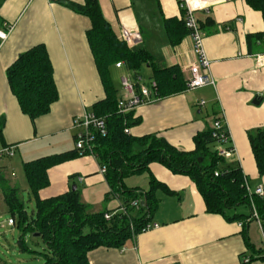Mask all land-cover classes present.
Wrapping results in <instances>:
<instances>
[{"label": "crops", "instance_id": "crops-1", "mask_svg": "<svg viewBox=\"0 0 264 264\" xmlns=\"http://www.w3.org/2000/svg\"><path fill=\"white\" fill-rule=\"evenodd\" d=\"M65 1L84 2L3 0L0 7V30L14 25L8 37L0 39V118H5L0 150L15 146L16 151L12 157H0L1 189L18 187L14 180V169H17L14 163L23 166L26 161L74 149L78 131L74 127L75 117L86 109L93 111V105L106 97L104 82L87 37L90 18L67 6ZM99 2L118 36L124 24L140 29L142 42L132 49L145 48L161 66L176 65L185 81L189 78V66L198 60L190 32L174 45L165 26L167 18L183 20L178 0ZM245 2L246 8L240 0H232L216 4L209 11H199L205 16L199 20L205 21L208 17L214 20L213 24L203 27L204 47L212 61L214 84L165 97L154 94L151 103L132 112L133 120L138 123L129 127L128 134L135 137L155 134L181 150L190 151L195 148L194 136L212 129L217 117H224L236 149L230 159L224 160L225 164L241 167L252 187V179L257 181L256 187H264V174L259 172L247 136L250 125L259 127L256 132L264 128V67H258L252 56L264 52V38L260 37L264 31V19L257 10L261 23L251 18L246 20L243 14L251 16L253 8ZM206 29L213 33L205 34ZM39 43L46 45L54 65L59 99L49 113L33 122L21 110L11 90L7 69L20 53ZM112 66L111 78L120 97L121 78L125 72L116 81ZM122 68L125 69L126 65ZM202 101L205 104H201ZM16 157L18 161H14ZM70 175H78L75 179L80 187L81 200L90 212L120 206L118 198H115L117 205L111 201L114 206H104L110 187L92 155L50 168V185L39 191V197L45 199L69 191L72 187ZM152 176L164 185L155 191L159 205L151 218L159 226L130 238L123 247L101 246L90 251L89 264H264V250L257 246L253 236V221L248 219L240 225L244 220L208 213L202 194L188 175L174 173L163 164L153 162L147 171L127 176L124 184L148 190ZM6 212H10L9 207L5 196L0 195V218ZM236 213L228 211L232 216ZM254 222L263 233L259 222ZM248 257H251L250 261H247Z\"/></svg>", "mask_w": 264, "mask_h": 264}, {"label": "trees", "instance_id": "trees-1", "mask_svg": "<svg viewBox=\"0 0 264 264\" xmlns=\"http://www.w3.org/2000/svg\"><path fill=\"white\" fill-rule=\"evenodd\" d=\"M253 9L259 10L264 19V0H246ZM3 0H0V7ZM65 4L80 14L90 18L91 27L87 37L94 54L97 67L106 89V97L93 105V111L105 118L107 132L97 134L93 152L101 166L106 167L105 178L110 187L107 196L117 195L121 201L118 208L92 213L81 200L78 175H70L72 186L78 188L42 199L39 191L50 185L49 169L55 165L81 156L76 147L72 150L46 155L23 163L28 182L30 200L35 201L32 214L26 210V202L20 197L19 187H4V196L13 218L18 216V227L22 233L18 245L29 250L27 233H40L46 252V261L36 264H89L90 251L101 246L120 248L133 237L134 232L151 220L157 210L159 200L155 191L164 185L154 176L148 190L130 188L124 184L127 176L141 174L149 165L158 162L177 174L188 175L202 194L208 213L226 215L231 220H244L253 215L256 208L264 233V196L249 195L245 187V175L239 166L224 162L215 148L217 140L213 129L198 132L194 136L195 148L185 151L171 144L164 137L147 134L135 137L125 129L138 123L132 112L121 113L118 108L119 96L115 88L110 68L123 62L133 72V80L140 83V71L144 65L152 69L150 80L157 81V96L165 97L186 90V81L178 66H161L157 59L145 48L132 49L116 34L106 19L99 0H84L82 4L65 1ZM201 28L213 24L208 17L199 20ZM2 24L0 17V25ZM168 37L172 44H179L188 29L177 17L165 19ZM264 38V31L260 33ZM7 77L12 92L17 97L21 110L34 122L38 117L50 112L59 99V91L54 76V65L45 44L39 43L20 53L8 67ZM5 118H0V137H3ZM250 143L256 163L264 174V128L250 134ZM217 172V174H216ZM137 210L131 206L133 200H143ZM123 205L127 213L121 210ZM246 205L250 214H228V211ZM115 214L107 219L106 213ZM15 220V219H14ZM248 245L250 242L248 240ZM264 250V249H263ZM32 251V250H31ZM260 257V256H259ZM264 257V254H263ZM251 258V257H250Z\"/></svg>", "mask_w": 264, "mask_h": 264}, {"label": "built area", "instance_id": "built-area-1", "mask_svg": "<svg viewBox=\"0 0 264 264\" xmlns=\"http://www.w3.org/2000/svg\"><path fill=\"white\" fill-rule=\"evenodd\" d=\"M232 1V0H178L180 8L183 10V21L193 41L194 52L198 56V60L190 64L189 72L190 76L186 80V89L195 90L206 85L214 84V79L211 74L212 61L207 56L204 47V32L201 28L200 22L196 17V13L199 11H209L210 8L216 4ZM6 27V26H5ZM14 25L11 24L5 29L0 30V39L5 40L9 33L12 31ZM120 37L124 39L130 48L138 46L142 42V34L137 26L122 25ZM256 65L258 67H264V52L256 53L254 55ZM122 94L119 98L118 108L121 113H128L134 111L138 107L151 103L154 98L153 95H157L156 87L157 81L153 80L150 84L141 83L136 84L131 76H123L121 78ZM201 104H205L204 101ZM74 127L78 129L75 134V147L81 152H89V155L95 157L93 152L94 141L97 134L105 135L107 132L106 122L104 117L98 116L92 110H84L77 115L74 119ZM213 137L217 140L216 150L218 155L224 159H230L235 152V145L233 143L230 131L226 124L224 117H217L213 123ZM125 131L129 133V128ZM15 146H6L0 150V157L15 155ZM100 172H106V167L100 165ZM217 174V172H216ZM245 187L249 195L258 194L264 196V187L259 185L253 188L245 177ZM115 198L119 197L117 195ZM142 201V200H141ZM140 200H133L131 206H134L137 210L141 206ZM121 210L127 213L126 208L121 205ZM253 215L249 219H255L262 227L261 220L255 207H253ZM114 213H106V218H111ZM11 225L15 224L14 218L9 219ZM245 222H240V225ZM159 224L149 220L140 229L141 232L157 228ZM131 229L133 230V237H136L139 233L134 232V224L131 223ZM251 258L248 257L247 261Z\"/></svg>", "mask_w": 264, "mask_h": 264}, {"label": "rangeland", "instance_id": "rangeland-1", "mask_svg": "<svg viewBox=\"0 0 264 264\" xmlns=\"http://www.w3.org/2000/svg\"><path fill=\"white\" fill-rule=\"evenodd\" d=\"M243 2L242 4L246 8V2L245 0H240ZM249 7V6H247ZM214 16V14H212ZM244 18L247 19H253L257 23H261V15L259 11L253 10L252 9V14L251 16L249 14L244 13L243 14ZM196 17L198 18H205L204 13L202 12H197ZM208 33H213L212 30L206 29L205 34ZM124 65L123 62L116 63L112 66V71H113V76L116 79V81H119V77L123 71L125 72V76H132L133 72L128 70L126 67L125 69L122 68ZM151 71L147 67V65H144L140 71L141 79L140 82L145 83V84H150L151 80ZM118 83V84H117ZM116 84L119 86V82ZM250 117V115H249ZM251 124V122H250ZM263 127V126H262ZM250 129L247 131V136L249 139V134H254L256 133V130L259 127L252 126L250 125ZM2 157H8V156H2ZM14 161H18V157L14 158ZM17 169L15 168V175L14 180L17 182V186L20 188V197L23 198L26 202V210L28 211V214L31 215L32 211L35 207V201L30 200V195H29V188H28V182L27 178L24 173L23 166L20 164L14 163L13 164ZM251 183L256 187L257 181L255 179H252ZM81 186V185H80ZM82 187V186H81ZM4 189L0 187V195H4ZM94 198V196L92 197ZM108 200L104 199V206H107L111 208L112 206L117 205V200L115 199L114 196L110 195L107 196ZM115 199V200H114ZM111 201H114L111 203ZM110 202V203H109ZM110 204V205H109ZM231 212H238V213H244V214H250V208L246 205H240L235 209L230 210ZM3 217L0 218V264H36V263H43L47 259L43 253L46 252V246L42 238L39 236H34V233H27L26 236V243L29 246V250H22L20 249V246L18 245V240L20 238V235L22 233L21 229L18 227V216H16V224L15 225H10L8 224V219L13 218V215L10 212L3 213ZM248 220V219H247ZM255 220V219H254ZM254 220L250 221L253 225V233H254V239L257 244V246H261L264 249V236L263 233L260 229V227L254 222ZM32 250V251H31Z\"/></svg>", "mask_w": 264, "mask_h": 264}, {"label": "water", "instance_id": "water-1", "mask_svg": "<svg viewBox=\"0 0 264 264\" xmlns=\"http://www.w3.org/2000/svg\"><path fill=\"white\" fill-rule=\"evenodd\" d=\"M77 188H78V186H77L76 184H74V185L72 186V189H73V190H76ZM141 205H143V206H146V205H147V202H146L145 199H143V200L141 201ZM34 236H40V233H39V232H35V233H34Z\"/></svg>", "mask_w": 264, "mask_h": 264}]
</instances>
